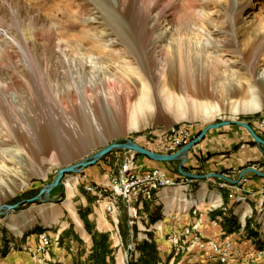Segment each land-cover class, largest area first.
Returning a JSON list of instances; mask_svg holds the SVG:
<instances>
[{
    "label": "rangeland",
    "instance_id": "obj_1",
    "mask_svg": "<svg viewBox=\"0 0 264 264\" xmlns=\"http://www.w3.org/2000/svg\"><path fill=\"white\" fill-rule=\"evenodd\" d=\"M153 41L160 47H152ZM262 74L264 0H0V189H7V194L0 196V206L35 196L59 168L117 139L130 138L154 151L149 139L171 127H188L196 136L212 122L240 120L252 125L264 120V77H258ZM167 96L187 100L183 112L169 104ZM193 100L202 106L195 107ZM245 100H253L249 105L254 106L243 107ZM210 108L217 112L206 116ZM120 109L123 120L118 118ZM131 113L135 119L129 121ZM218 131H239L240 140L212 155H224L246 143L256 145L241 126L211 129L207 134ZM257 147L263 154L258 164L264 168V148ZM125 154L133 162L138 155L114 150L79 173L65 174L62 183L50 192L48 202H27L0 214V228L6 229L10 214L20 217L17 228L21 231L38 222L44 224V218L35 213L38 207L52 211L54 219L56 208L67 207L73 213L66 198L81 191V176L88 179L100 164L109 167L105 177L116 173ZM206 154L196 168L184 163L183 170L213 172L204 169L212 156ZM151 163L182 179L178 162ZM251 165L259 170L257 163L244 167ZM198 181L189 179L188 186L181 181L164 189H177L191 199L188 194L199 189ZM210 194L214 193L209 191L201 203L196 201L173 212L183 215L197 205L203 207L215 200L208 198ZM250 209L251 214H257ZM32 214L36 217L27 221ZM127 214L132 221L135 212ZM111 216L117 224L115 214ZM54 219L50 218L48 225ZM198 219L194 223L197 229L202 224ZM179 220L187 222L186 217ZM193 232L190 229L191 236ZM114 237L121 247L112 255L114 264H162L167 255L175 256V264H207L204 259L198 262L202 257L197 258L199 253L207 254L206 249L194 247L175 254L164 233L156 237L157 254L148 249V255L139 248L151 243L147 235L137 237L127 247L121 245L118 233ZM194 249L199 253L190 252ZM243 264H264V259Z\"/></svg>",
    "mask_w": 264,
    "mask_h": 264
},
{
    "label": "crops",
    "instance_id": "obj_2",
    "mask_svg": "<svg viewBox=\"0 0 264 264\" xmlns=\"http://www.w3.org/2000/svg\"><path fill=\"white\" fill-rule=\"evenodd\" d=\"M228 130L232 129H226L227 132ZM238 132L232 131V133L225 134L218 131L207 134L199 144L190 150L185 165L190 169L196 168L206 153L212 155L223 151L230 143H237L240 140L239 135H237ZM244 140L248 142L250 139L246 137ZM140 158L144 157L137 155L133 163L141 171L157 166L153 165L151 163L153 161L149 159ZM262 158L263 154L256 145L246 143L241 148L227 151L224 155L214 154L210 156L205 161L204 169L213 172L222 171L224 174L236 178L238 171L251 162L257 163L259 170H263V166L258 164ZM122 161L123 155L121 163ZM108 168V166L101 164L95 166L87 180L94 181L102 176L105 177ZM245 176L247 178L243 184L245 192L254 190L256 194L252 196L249 193H238L245 196L242 202L228 196L230 188L224 183H220L221 179L207 178L198 181L199 189L188 195H192L190 198L201 203L204 197L208 196V192L212 191L214 193L212 199L216 201L206 203L203 207L197 205L183 215H179L173 210L165 212L164 207H162L165 189H158L153 191L152 198L148 201L142 202V197L139 196L127 203L129 213L135 212L132 221L125 206L122 205L117 224H115L113 217L104 210L102 201L99 202L96 196L85 191L86 181L81 180V191L74 192L71 197L66 198L72 205L73 213L67 207H61L60 210L53 207L56 208L58 214L50 225L38 222L30 229L24 228L22 231L18 230L19 232H14L8 227L6 229L0 228V264H41L31 258L30 250H33V247L38 243L39 234L43 232L51 237V245L47 254L44 255V263L42 264H114L112 255L115 254V248L117 251L121 250L119 241H115L114 237L117 233L123 241L122 246L126 245L127 247L129 243L136 241L137 237L142 235H147L148 242L157 245V236H161L162 233L166 236L172 229L190 227V224L195 223L199 217L202 219V230L206 236L204 239H214L220 242L225 235H229L234 246L242 253L238 264L248 263V256L254 255L255 252H261L262 256L254 257L251 261H259L264 259V177L255 176L252 173H247ZM186 184L188 186L187 181ZM199 190L204 192L201 198L198 195ZM159 199L161 201L158 204ZM260 202L261 205L259 206ZM216 203H219L217 205L219 209L214 208ZM220 204L227 216L223 223L218 226H211L210 219L223 210L222 207H219ZM252 207L257 214H251L250 208ZM197 208H201V215L192 213ZM181 216L186 217L187 222L180 221ZM133 219L136 220L133 222ZM201 219L198 220L201 221ZM244 221H247L246 227L243 226ZM115 228L118 230L117 233ZM9 244H14V248L10 249ZM198 250L194 249L190 252H198ZM206 250L208 253L205 255L198 252L197 258L202 257L198 259V262H203L202 259H204L207 264H218L211 251ZM166 258L162 261L166 264H173L174 255L168 261Z\"/></svg>",
    "mask_w": 264,
    "mask_h": 264
},
{
    "label": "built area",
    "instance_id": "obj_3",
    "mask_svg": "<svg viewBox=\"0 0 264 264\" xmlns=\"http://www.w3.org/2000/svg\"><path fill=\"white\" fill-rule=\"evenodd\" d=\"M252 127L257 134L264 138V121L257 123H252ZM174 130H181V137L179 140H170V133ZM195 137V134L188 127L185 129H178L177 126L171 127L167 131H160L154 134L152 140V148L154 151L160 153H173L177 151L180 147L188 143L191 139ZM135 141L136 138H133ZM149 141H144V145L147 146ZM256 168L255 165H251ZM81 178H85L82 175ZM142 178H151V182H181L188 181L190 178L182 176V179L173 178L169 172L160 167H152L145 171L137 169L136 165L133 163L130 156L125 154L123 156V161L121 163L120 169L116 173H110L104 178L103 181H88L86 179V188L96 191L98 201H102L103 208L105 210V205H113V211L115 212V219L120 212L122 205L125 206L126 212L128 213L127 198H125V191L127 187H134V183ZM223 181V180H222ZM247 181L245 175L236 184H229L224 181V185L230 188L233 194L236 193H249L252 196L256 194V191L244 190L243 184ZM142 197V202L149 199L152 195H149L146 191L141 193V195H134ZM201 212V208L192 211V213ZM201 215V214H200ZM190 225H194V222ZM212 226V224H210ZM205 234L201 228H198V236H191L188 234V226L182 229H172L167 235V241L173 246L175 254L178 252L189 251L191 248L197 247L201 249H208L211 251L212 256L216 259L218 264H238L240 258L242 257L241 251H239L233 244L232 239L229 235H225L222 240L216 241L213 239V246H205L204 238ZM51 244L50 236L48 234H43L38 237V243L30 250L32 258L37 261H43L44 255L47 254ZM262 255L254 254L248 256V261L252 260L254 257H260Z\"/></svg>",
    "mask_w": 264,
    "mask_h": 264
},
{
    "label": "water",
    "instance_id": "obj_4",
    "mask_svg": "<svg viewBox=\"0 0 264 264\" xmlns=\"http://www.w3.org/2000/svg\"><path fill=\"white\" fill-rule=\"evenodd\" d=\"M231 125H237V126H241L245 128L248 131L254 143L257 146L264 148V138L255 132L252 125H250L247 122L240 121V120H223V121L216 122V123H213V122L209 123L203 129H201L198 135H196L188 143H186L185 145H183L182 147H180L177 151L173 153H160V152L149 150L137 144L130 138L117 139V140H114L102 146L100 149H98L94 153L87 155L81 158L80 160L73 162L67 166H63L59 168L54 179L50 183L40 188L38 191V194H36L35 196L31 198L21 200L20 202L12 204V205L5 204L3 206H0V214H5V212L9 210L12 211L16 207L24 203H27V202H34V201L48 202L51 199L50 192L55 187H58L62 183V179L65 174L79 173L84 168L96 163L98 160H100V158H102L103 156H105L106 154L114 150L132 151L138 155H143L156 162H178L177 169L179 173H181L183 176L187 178L194 179V180H203L207 178H219L223 181H226L229 184H236L243 175L249 172L256 176L264 177V171L258 170L257 168L253 166H247L241 169L240 172L238 173V176L235 179L229 177L228 175L224 173H220V172H208V173L198 174V173H193L190 171L183 170V166L189 154L190 149L193 146H195L201 139H203L209 130L219 129L224 126H231Z\"/></svg>",
    "mask_w": 264,
    "mask_h": 264
},
{
    "label": "bare ground",
    "instance_id": "obj_5",
    "mask_svg": "<svg viewBox=\"0 0 264 264\" xmlns=\"http://www.w3.org/2000/svg\"><path fill=\"white\" fill-rule=\"evenodd\" d=\"M127 2V1H126ZM152 27V26H151ZM152 47L156 48V47H160L159 45H155L154 44V41L152 42ZM134 46V45H132ZM144 48L142 47V51ZM258 77L262 78L264 77V75H259ZM107 98V97H105ZM104 99V98H103ZM141 99V98H140ZM145 98H143L144 100ZM105 100V99H104ZM167 102L170 104H175V107L178 111L180 112H183V108H185V99H182V98H173V96H167ZM105 102H107V100H105ZM139 102V101H138ZM141 102V101H140ZM193 105H195V107L197 106L198 108H200L202 105V103H199L197 101H191ZM250 102H253V100H245L243 103H242V106L243 107H246V106H254V105H249ZM165 103V102H164ZM168 104V105H169ZM139 106V105H138ZM141 106H142V103H141ZM139 106V107H141ZM136 107V106H135ZM138 107V108H139ZM205 108V106H203ZM135 109V108H134ZM137 109V108H136ZM212 111H215L217 112L216 109H213V108H210V111L211 113L207 112L205 113L206 116H208L210 114V116H212ZM134 114L136 113L135 111H133ZM110 113V112H108ZM110 115V114H109ZM128 115V114H127ZM91 116L92 118H94V115L91 113ZM110 118V116H108ZM112 117V115H111ZM118 118L120 120H123L125 118L124 116V113L123 111L120 109L119 112H118ZM105 119V117L103 118ZM135 117L133 115V113H131L128 117V120L132 121L134 120ZM110 120H114V119H110ZM261 121H264V120H261ZM260 122V121H259ZM179 137H181V131H175L174 132H171L170 133V140H179ZM82 180H84L85 178H81ZM194 180V179H193ZM176 184H179V183H175V182H168V183H165V182H151V178H142L140 179L139 181H136L134 183V187H127L126 191H125V198H127V202H130L131 200L135 199V198H138L139 196H134V195H141V193L143 192H147L149 195H152L153 194V191L155 190H160V189H164L165 187H169V186H172V185H176ZM70 184L67 183V187L70 188ZM85 190L89 193H92L94 196L97 197V194H96V191L92 190V189H87L86 188V185H85ZM182 192H180L179 190H172L170 192H165L164 196H163V202H164V209L165 211H171V210H181V209H187L188 207H190L192 204H194L196 202L195 199L191 198H187L185 197L184 195L181 194ZM7 194V189H0V196H5ZM198 195L199 197H203L204 195V192L202 190H199L198 192ZM228 196L231 198V197H234L236 201L238 202H242L245 198L243 197V195H240L238 193L236 194H233L232 196V193H228ZM152 197V196H151ZM151 197L149 199H151ZM214 197V194H210V197L209 198H213ZM148 199V200H149ZM220 207H222V205L220 204L219 205ZM223 208V207H222ZM105 209L106 211L113 215L115 214V212L113 211V205H105ZM222 211H225L224 208ZM36 215H41L43 218H44V225H48L49 223V219L52 218L54 219L55 216H52V211L50 210H45L44 208L42 207H38L37 210L35 211ZM36 215H31L30 218H28L27 221H32L34 219V217H36ZM22 216L25 217L24 214H22ZM226 212H223L222 214H217L216 216H213L211 219H210V222L212 224V226H217L219 225L220 223H223L225 217H226ZM20 217H17L16 215H12L10 214L8 217H7V220L5 222L6 226L9 228V229H18L17 228V222H18V219ZM26 220H24L23 222L25 223ZM48 221V222H47ZM198 224H195L191 227L188 228V234H190V229L193 230V236H198ZM19 230V229H18ZM43 234H46L45 232L43 233H40L39 236H42ZM38 236V237H39ZM204 244H207L208 246H213V240L212 239H209L206 241V239H204ZM9 248L10 249H13L14 248V244H9ZM261 253V252H259ZM257 253V254H259Z\"/></svg>",
    "mask_w": 264,
    "mask_h": 264
},
{
    "label": "trees",
    "instance_id": "obj_6",
    "mask_svg": "<svg viewBox=\"0 0 264 264\" xmlns=\"http://www.w3.org/2000/svg\"><path fill=\"white\" fill-rule=\"evenodd\" d=\"M247 226V221H246V223L244 224V227H246ZM139 248H141V251L143 252V254L145 253V254H147L148 255V249L150 250V252L151 251H153L154 250V252L156 251V244L155 243H153V242H151L150 244H143L141 247H139ZM156 253V252H155ZM157 254V253H156ZM155 254V255H156ZM172 255H168L167 256V258H166V260L168 261L169 260V258L171 257ZM155 259H156V257H155ZM158 263V262H157ZM151 264H155V263H151ZM162 264H166L165 262H163L162 261ZM173 264H175V263H173Z\"/></svg>",
    "mask_w": 264,
    "mask_h": 264
}]
</instances>
